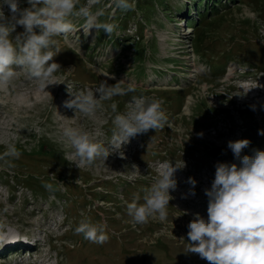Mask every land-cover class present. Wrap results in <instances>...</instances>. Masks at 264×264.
<instances>
[{
  "label": "rangeland",
  "instance_id": "obj_1",
  "mask_svg": "<svg viewBox=\"0 0 264 264\" xmlns=\"http://www.w3.org/2000/svg\"><path fill=\"white\" fill-rule=\"evenodd\" d=\"M211 1L135 0V10L123 11L114 0H102L93 11L102 8L99 21L117 27L110 37L95 29L86 35L84 20L73 18L74 31L56 37L57 84L41 88L18 70L0 86V155L10 143L21 152L11 166L0 160V264H208L186 252L187 225L196 213L207 218L205 189L215 166L239 165L229 141H250L241 156L264 151V0H219L225 4L219 15L190 20ZM0 5L10 16L3 0ZM29 7L19 0L21 10ZM23 31L17 26L12 35ZM120 80L136 91L113 98L118 113L126 112L132 95L162 98L168 123L114 151L113 101H105L93 118L75 114L64 102L69 91ZM67 126L93 133L109 157L78 167L72 150L58 142ZM169 163L184 167L175 173L167 219L133 227L125 202L133 194L142 197ZM28 173L34 188L26 183ZM43 176L49 180H39ZM45 182L56 190H46ZM82 214L107 224L106 243L75 233Z\"/></svg>",
  "mask_w": 264,
  "mask_h": 264
},
{
  "label": "clouds",
  "instance_id": "obj_2",
  "mask_svg": "<svg viewBox=\"0 0 264 264\" xmlns=\"http://www.w3.org/2000/svg\"><path fill=\"white\" fill-rule=\"evenodd\" d=\"M27 2L31 7L21 10L19 0H3L10 9V16L5 15L0 5V86L9 84L18 70L25 71L41 88L57 84L54 74L61 65L53 60L60 52L56 37L67 36L74 31L73 18L84 20L86 35L95 29L97 33L103 30L110 37L117 27L113 23L99 21L103 15L102 8L93 11V7L100 5L102 0H87L84 4L81 0ZM114 4L123 11L135 10L136 7L135 0H114ZM17 26H22L24 31L13 36ZM135 91L136 87L131 82L120 80L110 85L101 81L94 89L86 87L76 92L69 91L71 98L64 105L75 114L93 118L98 111L104 110L105 101H113L109 107L115 114L111 144L115 151L138 134L149 129H163L168 123L162 98L132 95L126 104V112L118 113V105L113 98L128 96ZM260 134L264 135V131ZM58 142L72 150L78 158V167L92 166L98 158L105 161L110 155L109 148L98 142L93 133L79 127H63ZM249 144L248 139L228 142L227 147L239 165L216 164L211 187L205 189L207 218L196 213L187 225L186 252L198 254L208 264H264V151L257 150L254 156H241ZM20 157L21 152L10 143L0 155V160L11 166L10 161ZM182 167L184 165H164V170L144 190L142 197L133 194L132 200L125 202L126 214L133 227L150 220L163 222L167 219L169 202L173 199L170 193L177 187L175 173ZM188 182L195 187L193 178L190 177ZM43 186L50 192L56 190L52 183L45 182ZM74 231L99 245L109 240L107 224L93 222L83 214Z\"/></svg>",
  "mask_w": 264,
  "mask_h": 264
},
{
  "label": "trees",
  "instance_id": "obj_3",
  "mask_svg": "<svg viewBox=\"0 0 264 264\" xmlns=\"http://www.w3.org/2000/svg\"><path fill=\"white\" fill-rule=\"evenodd\" d=\"M201 3V0H196V4H200ZM181 4V7L183 6V5H187L188 6V4H186V3H184V2H181L180 3ZM224 5L225 4H223V3H219V0H212L211 1V4H210V6L207 8V6L206 5H204V7H203V12H197V18L195 19H190L191 21H194L195 23H198L199 21H198V19L199 20H207V12H209V13H215L216 15H219L220 13H219V9L220 8H222V7H224ZM217 8H219V9H217ZM206 12V13H205ZM261 124H263L264 125V117H263V120H262V122H261ZM263 145H264V143H263ZM20 174V173H19ZM18 173H17V175H16V178H18V175H19ZM34 178V175L33 174H30V173H28L27 174V180L28 181H26V183H28V184H30V182H29V180L30 179H33ZM39 180H41V181H46V180H49V178L48 177H41V178H39ZM53 183V182H52ZM31 186H32V188H34L33 187V185L32 184H30ZM30 186V187H31Z\"/></svg>",
  "mask_w": 264,
  "mask_h": 264
},
{
  "label": "bare ground",
  "instance_id": "obj_4",
  "mask_svg": "<svg viewBox=\"0 0 264 264\" xmlns=\"http://www.w3.org/2000/svg\"><path fill=\"white\" fill-rule=\"evenodd\" d=\"M6 234H7L11 239H12V238H15V235H14L12 232H10V231H9V233H6ZM7 235H6V236H7ZM2 241H3L2 243H5V242L7 243V242H8L6 237H3V238H2ZM9 242H10V241H9Z\"/></svg>",
  "mask_w": 264,
  "mask_h": 264
}]
</instances>
